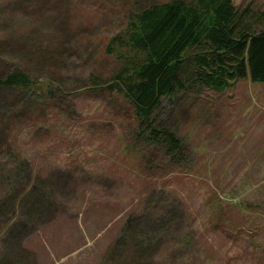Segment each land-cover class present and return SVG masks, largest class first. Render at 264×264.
<instances>
[{"label": "rangeland", "instance_id": "1", "mask_svg": "<svg viewBox=\"0 0 264 264\" xmlns=\"http://www.w3.org/2000/svg\"><path fill=\"white\" fill-rule=\"evenodd\" d=\"M169 1L46 0L35 10H11L9 20L0 12V38H21L28 49L50 42L55 58L39 68L67 93L62 108L42 116L28 105L5 145L0 133V202L14 203L17 190L28 201L26 215L0 216V264H138L122 246L114 254L110 248L127 220L142 215L153 223L172 219L159 244L139 255L142 264H264V84L240 79L222 93L166 102L158 119L186 145L179 164L138 137L124 100L92 92L91 73L104 89L114 76L117 62L104 46L127 17ZM233 1L264 13V0ZM60 42L64 61L56 56ZM11 93L0 89V104ZM140 147L150 156L145 164ZM43 195L52 210L42 211ZM24 222L26 229L17 228Z\"/></svg>", "mask_w": 264, "mask_h": 264}, {"label": "trees", "instance_id": "2", "mask_svg": "<svg viewBox=\"0 0 264 264\" xmlns=\"http://www.w3.org/2000/svg\"><path fill=\"white\" fill-rule=\"evenodd\" d=\"M45 1L5 0L0 12L4 11L3 18L9 20L15 9L35 10ZM126 21L125 28L104 46L105 54L117 62L114 76L104 79L103 82L109 83L104 89L97 86L99 77L91 73L88 79L96 84L92 92L96 96L110 93L124 100L141 127L138 137L162 149L171 163L179 164L187 158L186 145L174 128L159 121L158 110L181 94L198 96L206 90L222 93L240 79L250 78L264 84V13L250 6L239 8L233 0H171L136 10ZM23 43V39H10L6 34L0 38V89L11 90L13 98L0 104L4 145L9 138V127L21 123L28 105H36L39 111L33 113L42 116L44 109H60L67 101L63 84L54 80L52 73H42L39 68L41 61L55 58L48 46L50 42L47 45L38 42L30 49ZM62 44L55 50L60 61L65 59ZM81 44V52L87 53L88 46ZM6 117L10 122L3 128ZM139 150L145 164L150 156L142 153L141 147ZM35 189L33 186L27 195ZM15 194L14 203L6 197L0 202L1 217H8L16 210L26 215L28 201L21 197L24 192L17 190ZM44 200L40 205L42 211L52 210V200ZM158 211L159 208H154L152 215ZM149 218L145 215L129 218L124 227L126 233L121 241L114 242L110 253L114 254L120 245L125 255H136L138 264H142L139 255L159 244L161 235L172 228V219L153 223L154 218ZM26 225L24 222L17 228L24 230ZM12 230L9 228L11 233L15 232Z\"/></svg>", "mask_w": 264, "mask_h": 264}]
</instances>
